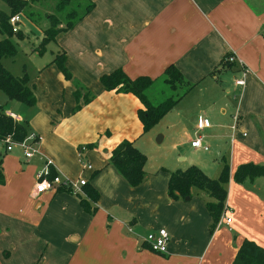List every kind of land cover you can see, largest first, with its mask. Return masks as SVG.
<instances>
[{
	"label": "crops",
	"instance_id": "crops-1",
	"mask_svg": "<svg viewBox=\"0 0 264 264\" xmlns=\"http://www.w3.org/2000/svg\"><path fill=\"white\" fill-rule=\"evenodd\" d=\"M86 1L94 9L53 44L95 99L75 113L74 86L51 62L28 77L35 105L6 109L40 143L31 159L19 148L0 155V264H232L246 240L264 248V177L233 179L241 165L264 166V0ZM171 66L192 88L143 134L139 99L105 91L100 78L122 69L155 80ZM123 141L147 158L136 189L108 164ZM47 159L62 180H88L95 215L61 187L35 195ZM224 163L232 222L210 232L208 197L193 189L174 200L168 183L192 166L217 179ZM160 229L170 235L163 255L146 242Z\"/></svg>",
	"mask_w": 264,
	"mask_h": 264
},
{
	"label": "trees",
	"instance_id": "trees-1",
	"mask_svg": "<svg viewBox=\"0 0 264 264\" xmlns=\"http://www.w3.org/2000/svg\"><path fill=\"white\" fill-rule=\"evenodd\" d=\"M11 9L8 15L0 11V33L5 35L0 40V89L7 95L10 101L19 102L25 106L31 107L36 103L33 90L30 87V80L27 76L15 77L10 74L2 65L3 58H12L16 55V47L12 42V37L17 35L19 39L25 38L19 31L13 33L9 20L16 14H22L31 2L21 0H2ZM71 0H61L60 8L68 4ZM86 8L82 15L77 16L72 13L68 15L67 24L62 29L58 28V23L54 20L50 22V28L46 31V39L41 42L39 50L42 54L45 46L65 36L72 30L82 19H84L93 9L94 3L86 1ZM61 56L56 55L52 64H54L62 76L71 81L74 86V97L76 107L74 112L81 111L90 104L95 96L80 82L75 80L67 69L65 52H61ZM100 83L107 92H116L119 94H131L135 96L142 104V108L138 112L140 122L143 126V134L154 128L160 120L168 114L177 103L191 90L190 85L184 80L181 73L171 66L157 79L153 80L148 77H140L131 79L122 70L104 75L100 78ZM166 87L170 95L163 94L162 89ZM27 123L18 122L7 115V111L0 105V139L12 137L14 141L21 142L29 136ZM147 158L138 149L134 147V143L123 141L111 153L108 164L113 166L116 171L125 179L131 188H139L146 181V172L144 167ZM56 175L52 173L51 179ZM264 177V166L255 164H244L235 171L233 179L236 183L242 184L247 180H255ZM230 181V168L224 163L221 174L217 179L207 177L199 168L192 166L185 171H177L171 173L168 183V195L174 200L190 199L191 191L198 189L202 194L208 197L206 209L210 215L211 223L210 232H214L220 219L225 211L227 199V185ZM4 184V174L2 162L0 161V185ZM61 192L73 194L70 188L61 187ZM83 194H77L80 206L84 212L95 215L98 210L99 193L91 186L86 184L82 187ZM232 264H264V248L258 246L252 241L246 240L239 249L236 258Z\"/></svg>",
	"mask_w": 264,
	"mask_h": 264
},
{
	"label": "rangeland",
	"instance_id": "rangeland-1",
	"mask_svg": "<svg viewBox=\"0 0 264 264\" xmlns=\"http://www.w3.org/2000/svg\"><path fill=\"white\" fill-rule=\"evenodd\" d=\"M61 0H37L31 2L30 6L20 14V32L25 38L22 40L14 35L12 42L16 47V55L12 58H3V67L15 77H30L40 68V66L49 65L56 57V47L52 43L45 46L44 52L37 55L42 47L41 42L46 39V31L50 28L51 20L58 23V28L62 29L67 24L69 14L80 16L84 13L86 2L84 0H71L64 8H60ZM0 11L6 14L11 13L9 6L0 0ZM5 35L0 33V40ZM42 38L39 42V39ZM35 50V51H34ZM61 52L58 55L61 56ZM163 94L169 96L170 93L163 87ZM0 105L9 109L11 101L7 95L0 89ZM16 111V110H14Z\"/></svg>",
	"mask_w": 264,
	"mask_h": 264
},
{
	"label": "built area",
	"instance_id": "built-area-1",
	"mask_svg": "<svg viewBox=\"0 0 264 264\" xmlns=\"http://www.w3.org/2000/svg\"><path fill=\"white\" fill-rule=\"evenodd\" d=\"M24 2H31L32 0H21ZM20 14L12 16L9 20V24L12 27L13 33H18L20 31ZM238 86H244V80H239L236 82ZM7 115L15 121L21 122V120L12 113H7ZM40 143V138L35 134H29V136L21 142L14 141L12 137H7L6 139H0V155H4L12 152L14 149L19 148L26 159L33 158L38 153V146ZM194 148H204L202 147V141L196 140L192 143ZM82 149V151H84ZM53 162L51 160H46V164L43 172L37 175V182L35 186V195H40L44 192L56 189L58 187L70 188L73 194H83L82 187L88 184L87 179H79L76 181H71L68 179L62 180L59 176H55L51 179V167ZM83 166L86 170L92 171L93 167L90 164H85ZM227 208L220 219V222H225L227 226H230L232 219L226 215ZM146 242L149 244L152 251L159 254H166L168 252V245L170 242V235L165 229H160L155 233L149 234L146 238Z\"/></svg>",
	"mask_w": 264,
	"mask_h": 264
},
{
	"label": "water",
	"instance_id": "water-1",
	"mask_svg": "<svg viewBox=\"0 0 264 264\" xmlns=\"http://www.w3.org/2000/svg\"><path fill=\"white\" fill-rule=\"evenodd\" d=\"M160 139H162L161 137H159V140H157V143H160ZM189 198L186 199V201H188Z\"/></svg>",
	"mask_w": 264,
	"mask_h": 264
}]
</instances>
